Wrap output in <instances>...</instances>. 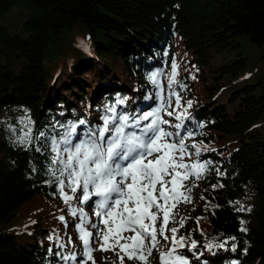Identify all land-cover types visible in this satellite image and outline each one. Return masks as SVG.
Returning a JSON list of instances; mask_svg holds the SVG:
<instances>
[{
    "label": "trees",
    "instance_id": "1",
    "mask_svg": "<svg viewBox=\"0 0 264 264\" xmlns=\"http://www.w3.org/2000/svg\"><path fill=\"white\" fill-rule=\"evenodd\" d=\"M69 36L76 56L46 66L48 48L61 50ZM257 52L261 67L251 63ZM173 92L181 107L172 95L167 110L186 109L184 127L194 134L185 163L210 162L187 184L197 185L192 202L178 205L186 218L178 235L188 238L180 253L188 264H264V0H0V264H73L62 259L73 251L83 259L78 217L45 182L50 142L40 137L37 152L18 138L31 128L33 137L59 140L85 119L75 143L109 108L136 116ZM237 201L251 211H237ZM93 256L107 264L103 251Z\"/></svg>",
    "mask_w": 264,
    "mask_h": 264
},
{
    "label": "snow or ice",
    "instance_id": "2",
    "mask_svg": "<svg viewBox=\"0 0 264 264\" xmlns=\"http://www.w3.org/2000/svg\"><path fill=\"white\" fill-rule=\"evenodd\" d=\"M176 74L177 65L173 63L172 76ZM157 75L154 74L151 80L160 88ZM156 95L160 96V93ZM172 95H175L176 109H179L181 97L175 92L170 93L167 102L162 100L159 107L136 116L117 114L115 107L109 108L107 112L111 114L102 117L103 124L87 127L85 137L75 143L73 137L76 128L87 125L85 119L77 123L70 122L59 140L54 136H46L45 132L33 137L31 128L18 138L17 143L26 150L35 146L37 152L43 151L40 137L50 142L53 155L47 167L50 179L45 182L55 184L71 215L78 217L76 228L82 243L83 259L78 261L73 251L62 257L65 261H72L73 264H89L91 261V264H95L93 253L99 250L112 251L119 264H125V259L138 264H150V258L156 251L159 252L160 264H188L187 258L179 251L186 246L188 238L178 235L186 218L174 210L182 202H192L191 192L197 185L193 183L187 186L185 182L190 178L198 181L210 162L197 160L191 164L185 163V157L192 155L185 139L194 134L184 127L183 122L188 118L186 109L179 114H176V109L167 110L172 107ZM187 107H191V102H188ZM162 113L174 116L179 122L172 124L163 118ZM163 125L177 131H167ZM181 131L185 135H181ZM191 147L197 148L195 144ZM195 155L199 157V149ZM74 200L80 205L91 201L94 205L93 215L98 221L93 222L82 207L73 206ZM235 203L240 204L239 201ZM237 211L250 212L251 208L240 204ZM59 219L65 222L64 216ZM170 224H178L179 227H169ZM240 224L239 230L246 233V222L241 220ZM89 225L95 229V235L89 230ZM161 240L168 242L167 251L161 250ZM235 240L236 237H229L218 245L210 243L208 248L224 247L229 241ZM67 243H72L71 237ZM94 244H99V249L94 248ZM190 244L192 249L197 247L195 240H191ZM59 247L63 249L66 245L61 243ZM236 247L235 243L231 245L233 251Z\"/></svg>",
    "mask_w": 264,
    "mask_h": 264
},
{
    "label": "rangeland",
    "instance_id": "3",
    "mask_svg": "<svg viewBox=\"0 0 264 264\" xmlns=\"http://www.w3.org/2000/svg\"><path fill=\"white\" fill-rule=\"evenodd\" d=\"M14 14H16V13H14ZM74 40H75L74 36H69V38L64 42L61 50H58V48H56V46L55 47H53V46L49 47L48 48V54L46 56V60H47L46 61V66H48L49 68L55 70L56 67L60 65V62H61L62 59L63 60H67L70 57L73 58L74 56H76V52H75V49H74V46L76 45V42H74ZM242 50H243V48H242ZM262 62H263L262 55H260L259 52H257L256 55L252 56L251 63H255L256 67H261ZM250 66H253V65L251 64ZM250 69H253V68H250L249 66H247V70H250ZM56 88H58V86ZM160 105H161L160 104V100H158V107ZM21 124H22V122L20 123V126H21ZM128 131H132V129H128ZM83 138H80V139H83ZM190 179L185 182L186 185L191 181ZM93 199H95V198H93ZM87 205H88V208L86 209L85 212L89 214V217H90V219L93 222H97L98 218L95 215H93V212H91V210L94 209V205H92L91 201H89V203ZM174 211L176 213H178L179 216L184 215L179 207H177ZM100 227H103V225H100ZM157 227H159V222L157 223ZM89 230L93 231L94 229L93 230L89 229ZM93 234L95 235L94 231H93ZM128 235H130V233ZM162 242H163V248H161V250L162 251H167L168 242L163 241V240H162ZM81 245H82V243H81ZM93 247L97 249V248H99V244H94ZM103 255L106 256L107 264H112L111 263V258L116 261V264H119L117 256L112 251H107V252L103 251ZM155 260L160 264L159 253L156 252V251L153 252V257L150 258V264H154ZM125 264H138V262L129 261V260L125 259Z\"/></svg>",
    "mask_w": 264,
    "mask_h": 264
}]
</instances>
